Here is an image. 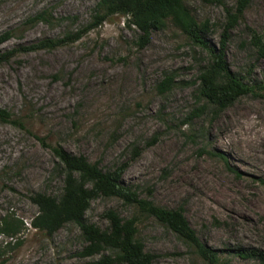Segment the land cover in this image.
Instances as JSON below:
<instances>
[{"label":"rangeland","instance_id":"1","mask_svg":"<svg viewBox=\"0 0 264 264\" xmlns=\"http://www.w3.org/2000/svg\"><path fill=\"white\" fill-rule=\"evenodd\" d=\"M100 1L0 0V36L11 34L0 50L76 32L92 21ZM237 2L185 0L216 47ZM44 12L48 21H34ZM128 21L116 14L75 42L20 51L0 62V107L26 126L0 120V220L14 215L26 225L15 237L0 236V264H97L114 256L106 248L84 257L88 243L76 223L53 235L32 227L39 207L31 197L63 192L52 150L58 145L104 171L129 161L125 184L157 205L181 207L200 240L230 264H260L234 250L264 251V58L252 42L253 31L264 39V0H253L229 31L227 46L231 69L255 94L224 110L198 94L199 76L209 63L206 51L171 20L140 48L139 32ZM167 73L175 75V84L160 93ZM250 134L257 138L253 145ZM108 209L123 218L138 214L122 200L98 197L85 219L107 229ZM136 236L157 264H208L154 217H140Z\"/></svg>","mask_w":264,"mask_h":264},{"label":"trees","instance_id":"2","mask_svg":"<svg viewBox=\"0 0 264 264\" xmlns=\"http://www.w3.org/2000/svg\"><path fill=\"white\" fill-rule=\"evenodd\" d=\"M252 2L253 0H238L234 14H229V23L222 34L220 46L216 47L206 39L209 31L207 25L197 21L186 6L185 0H101L92 21L78 31L67 33L62 38H47L10 51L0 50V62L10 61L20 51L55 49L75 42L116 14L129 17V26H135L139 32L136 44L144 48L150 43L153 33L166 28L168 20H171L193 43L208 53L209 63L199 76L198 94L217 109L224 110L240 97L255 94V88L231 69L227 58L229 31L243 18L245 10ZM48 15L46 12L41 13L34 21H48ZM10 35V32H6L0 36V45L8 40ZM252 42L258 55L264 58L263 37L253 31ZM174 84L175 75L167 73L164 80L158 84V91L166 93ZM0 120L26 130L21 118L1 107ZM37 138L43 145H48L44 138ZM52 150L64 178L63 192L59 197L45 193H36L31 197L39 207V213L31 224L35 229L53 235L64 225L76 223L88 243L81 253L84 257L100 254L106 248L114 251V256L103 257L97 264H157L156 255L147 252L136 236L140 217H154L180 239L193 246L196 253L208 264H230L220 255L219 250L200 240L181 207L167 208L157 205L152 200L143 198L137 187L123 182L129 161L121 163L111 171H104L98 163L90 162L84 155L72 154L61 145L54 146ZM98 197L122 200L125 204L135 207L138 214L123 218L116 210L108 209L103 216L108 220L109 226L107 229H101L85 219L93 200ZM24 229L25 222L14 215H7L0 220V236L4 234L15 237ZM234 251L243 259H256L260 264H264L263 250L238 248Z\"/></svg>","mask_w":264,"mask_h":264},{"label":"bare ground","instance_id":"3","mask_svg":"<svg viewBox=\"0 0 264 264\" xmlns=\"http://www.w3.org/2000/svg\"><path fill=\"white\" fill-rule=\"evenodd\" d=\"M249 132V131H248ZM252 134V133H251ZM249 135V137H248V139H247V142L250 144V145H253V144H255V142H256V139L255 138H253L254 136L253 135ZM262 135V134H261ZM258 136V135H257ZM263 139H264V135L263 136H261Z\"/></svg>","mask_w":264,"mask_h":264}]
</instances>
